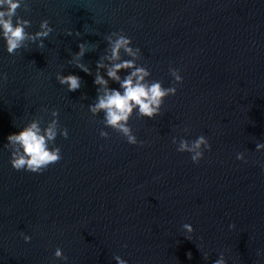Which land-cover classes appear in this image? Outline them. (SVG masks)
<instances>
[{
	"label": "water",
	"instance_id": "obj_1",
	"mask_svg": "<svg viewBox=\"0 0 264 264\" xmlns=\"http://www.w3.org/2000/svg\"><path fill=\"white\" fill-rule=\"evenodd\" d=\"M16 15L30 21L27 32L43 19L53 31L43 47L26 41L14 54L0 35V264H118L117 255L213 264L222 252L226 264H264V0H21ZM121 30L140 48L136 57L121 50V60L146 68L145 82L177 89L153 118L133 110L137 144L89 109L103 94L97 61L119 62L105 58L106 36ZM81 42L91 74L73 61ZM57 73L78 75L81 87L68 91ZM52 109L68 131L48 141L61 159L39 173L14 169L8 135L32 120L43 132ZM200 135L211 148L194 163L177 147Z\"/></svg>",
	"mask_w": 264,
	"mask_h": 264
},
{
	"label": "clouds",
	"instance_id": "obj_2",
	"mask_svg": "<svg viewBox=\"0 0 264 264\" xmlns=\"http://www.w3.org/2000/svg\"><path fill=\"white\" fill-rule=\"evenodd\" d=\"M21 6V0H0V35L6 41V50L9 54H14L16 50L21 47H26V41L38 42L40 47L44 46L43 38L49 36L53 31L49 21L43 19L40 21L39 30L35 33L27 32L26 26H30V21L22 19L16 15V10ZM27 10L28 5L24 4ZM15 17V23H13ZM71 34V33H69ZM79 34V33H77ZM113 36L116 38L113 39ZM109 42L111 55L105 57L109 61H119L105 65L102 60L96 63L97 73L94 77V84L102 85L103 94L100 95V89H97L96 102L89 105L90 111L95 114L100 110H104V122L107 126L112 127L124 137L128 143L137 144V138L132 134L131 127L128 125L129 118L134 109H138V113L142 117L153 118L160 112L161 105L164 98L168 95L176 93V87H163L160 81L152 83L145 82V77L149 76V71L144 67H135L134 59L121 60V50L129 57H136L140 52L139 47L133 50L132 40L130 37L123 34L121 31L112 32L106 36ZM79 51L74 54L73 61L76 67L80 68L86 73L91 74V69L80 62V58L86 52L87 45L85 42L78 44ZM105 68L107 77L119 83L123 93L116 88H108V80L99 74V69ZM122 69H133L125 78L121 79L119 72ZM175 82H181L182 76L179 74V69H169ZM56 79L61 85H67L68 91H76L81 87V78L78 75L69 73L63 75L56 74ZM51 116L53 119L48 123L47 127L43 129L37 120H32L30 123L20 128L19 131L11 133L7 137L8 145L14 147L10 149V163L16 170H27L35 173L42 172L48 165L58 162L61 159V151L59 147H49L48 141L55 140L58 130L62 136L67 138L68 131L66 128H61L58 123V110L52 109ZM187 131V128L185 129ZM100 135L107 138L109 134L101 130ZM172 142L176 143V138L173 137ZM143 144V141H139ZM18 147H15L17 146ZM203 149L211 148L208 139L204 135H200L191 142L186 138H180L177 147L178 152L192 153L191 159L194 163H199L203 158ZM264 148V144H256V149ZM237 159L243 160V154L238 153ZM234 228L235 225H230ZM183 229L187 233L194 231L191 224L185 223ZM23 235V233H22ZM190 239V237H186ZM31 237L24 235V240L30 241ZM127 245H125L126 247ZM55 257L67 259L62 253V250L57 247L54 252ZM207 253L204 257L207 258ZM191 259L192 253H187ZM118 264H128V262L119 255L114 257ZM213 264H226L224 253H220L218 259L213 261Z\"/></svg>",
	"mask_w": 264,
	"mask_h": 264
}]
</instances>
